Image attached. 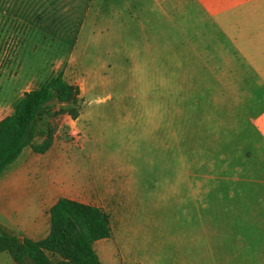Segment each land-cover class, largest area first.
I'll use <instances>...</instances> for the list:
<instances>
[{
	"label": "rangeland",
	"instance_id": "374dc122",
	"mask_svg": "<svg viewBox=\"0 0 264 264\" xmlns=\"http://www.w3.org/2000/svg\"><path fill=\"white\" fill-rule=\"evenodd\" d=\"M25 17L0 15V119L59 73L80 97L76 117H46L54 130L46 153L25 148L1 174L0 189L28 196L1 204L0 232L38 241L51 206L70 198L109 215L112 236L94 244L101 264H141L155 231L140 223L136 242L135 229L121 225V206L135 193L190 186V173L221 171L224 157L257 135L264 85L252 69L223 66L232 42L214 15ZM180 253L179 261L190 257ZM0 264L17 263L3 252Z\"/></svg>",
	"mask_w": 264,
	"mask_h": 264
},
{
	"label": "crops",
	"instance_id": "0c3cea01",
	"mask_svg": "<svg viewBox=\"0 0 264 264\" xmlns=\"http://www.w3.org/2000/svg\"><path fill=\"white\" fill-rule=\"evenodd\" d=\"M40 14L214 15L232 42L233 59L223 66L252 69L259 79L254 82L264 85V0H0V15L25 22L28 15L31 22ZM253 123L257 135L246 149L239 146L224 157L221 171L197 178L190 173V186L135 193L121 206V225L127 233L135 229L130 235L136 242L140 223L155 231L149 254L139 252L141 264H264V109ZM27 196L2 188L0 206L6 201L13 208ZM138 196L148 197L145 205ZM181 247L190 253L184 261Z\"/></svg>",
	"mask_w": 264,
	"mask_h": 264
},
{
	"label": "trees",
	"instance_id": "16d2710c",
	"mask_svg": "<svg viewBox=\"0 0 264 264\" xmlns=\"http://www.w3.org/2000/svg\"><path fill=\"white\" fill-rule=\"evenodd\" d=\"M79 97V87L61 73L25 92L13 112L0 120V176L25 148L46 153L52 147L54 133L46 117H76ZM48 215L49 233L41 240L0 232V253H8L17 264H52L51 256L65 264H101L94 244L112 236L109 215L101 207L59 198Z\"/></svg>",
	"mask_w": 264,
	"mask_h": 264
}]
</instances>
